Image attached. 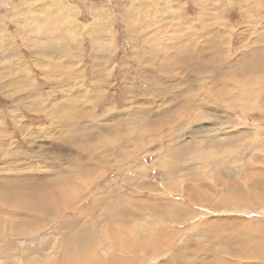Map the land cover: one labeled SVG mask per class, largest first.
I'll return each mask as SVG.
<instances>
[{
	"label": "rangeland",
	"instance_id": "obj_1",
	"mask_svg": "<svg viewBox=\"0 0 264 264\" xmlns=\"http://www.w3.org/2000/svg\"><path fill=\"white\" fill-rule=\"evenodd\" d=\"M83 255L264 264V0H0V264Z\"/></svg>",
	"mask_w": 264,
	"mask_h": 264
},
{
	"label": "bare ground",
	"instance_id": "obj_2",
	"mask_svg": "<svg viewBox=\"0 0 264 264\" xmlns=\"http://www.w3.org/2000/svg\"><path fill=\"white\" fill-rule=\"evenodd\" d=\"M131 200V199H130ZM173 205V204H172ZM178 205V204H177ZM113 206V205H112ZM115 206H116V208H117V205L115 204ZM168 206V204L166 205V207ZM220 206V205H219ZM178 207V206H177ZM114 208V207H113ZM119 208V207H118ZM117 208V209H118ZM179 208V207H178ZM182 208V207H181ZM220 208V207H219ZM166 209V211H165V214H168L169 215V218H174V217H176V215H175V213L174 212H176V211H174L173 212V210L172 211H168L167 210V208H165ZM182 209H184V208H182ZM113 210V209H112ZM116 210V209H115ZM114 210V211H115ZM120 210V209H119ZM147 210V209H146ZM175 210V209H174ZM176 210H177V208H176ZM155 211V210H154ZM158 211H159V209H158ZM158 211H156V212H154L153 213V216H158ZM122 211H120V213H121ZM115 213H117L116 211H115ZM119 213V214H120ZM123 213V212H122ZM125 213V212H124ZM124 213H123V215H124ZM113 214V213H112ZM136 214V213H135ZM114 215H116V214H114ZM121 215V214H120ZM127 215H129V214H127ZM167 216V215H166ZM128 217H130V216H128ZM134 216H132V218H133ZM105 219H107V218H105ZM113 219H115V216H114V218ZM107 221H108V219H107ZM152 226V225H151ZM73 230V229H72ZM92 231V230H91ZM90 232V231H89ZM98 232H99V230H98ZM102 232V231H101ZM76 233V232H75ZM74 233V234H75ZM100 233V232H99ZM73 234V235H74ZM82 234V233H81ZM85 234V233H84ZM100 234H104V233H100ZM106 234V233H105ZM109 235V234H108ZM132 235V234H131ZM130 235V236H131ZM71 236V235H70ZM79 236V235H78ZM111 236V235H110ZM109 236V237H110ZM75 237V236H74ZM73 237V238H74ZM91 237V236H90ZM108 237V238H109ZM112 237V236H111ZM79 238V237H78ZM81 239H82V237H80ZM85 239V238H84ZM83 239V240H84ZM93 239V238H92ZM110 239V238H109ZM113 240V239H112ZM88 241V240H87ZM81 242V241H80ZM83 242V241H82ZM93 242V241H92ZM107 242V241H106ZM90 244V243H89ZM126 244V243H125ZM74 245H75V243H74ZM88 245V244H87ZM90 246V245H89ZM87 248V247H86ZM119 248V247H118ZM117 248V249H118ZM123 248V247H122ZM120 249V248H119ZM88 250V249H87ZM95 250V249H94ZM79 251H81V250H79ZM90 252H91V250H90ZM131 252V251H130ZM121 253V252H120ZM123 253H125V252H122V254ZM181 253V249H179V251H178V254H180ZM83 254V253H82ZM87 254V253H86ZM237 254H238V252H237ZM237 254H235L236 255V257H238L237 256ZM71 255V254H70ZM148 255V254H147ZM122 256L123 255H121V257H113V258H110V260H108V259H98V257H97V259H93L92 257L90 258L89 256H85L84 257V255H83V257H81V258H83V261H84V263L85 264H130V262L128 261V260H126L124 257L122 258ZM60 257V256H59ZM70 257V256H69ZM80 257V256H79ZM94 257V256H93ZM62 258V257H61ZM72 258V257H71ZM49 259H50V257H49ZM64 259V258H63ZM58 259H56V261H57ZM60 260V259H59ZM70 261V260H69ZM128 261V262H127ZM71 262V261H70ZM75 262V261H74ZM132 262V261H131ZM54 263V262H53ZM62 264H63V262H61ZM80 262H78L77 264H79ZM52 264V263H51ZM70 264H72V263H70ZM74 264V263H73ZM81 264H83V262L81 263ZM223 264V263H222Z\"/></svg>",
	"mask_w": 264,
	"mask_h": 264
}]
</instances>
